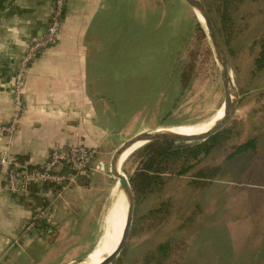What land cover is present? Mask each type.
<instances>
[{
  "label": "rangeland",
  "instance_id": "obj_1",
  "mask_svg": "<svg viewBox=\"0 0 264 264\" xmlns=\"http://www.w3.org/2000/svg\"><path fill=\"white\" fill-rule=\"evenodd\" d=\"M234 17L229 43L223 46L236 109L224 126L230 134L226 149L207 160L220 164L221 174L203 190L193 187L190 173L172 177L161 191L134 201L128 239L110 264H143L145 253L167 239L175 244L169 264L183 258L185 264H264V68L255 67L264 34V0H246ZM198 20L185 0H113L111 9L93 20L98 46L88 51L89 67L100 65L95 86L112 113L115 141L158 127L195 125L219 112L225 97L219 64L206 31H196ZM190 68L189 83L181 90L179 75ZM251 136L256 152L227 158L232 147ZM109 156L96 157L99 164L85 194L89 202L67 246L73 249L64 257H41L40 264H82L95 258L117 183ZM137 166L130 161L126 170L134 172ZM154 209L160 210L156 217Z\"/></svg>",
  "mask_w": 264,
  "mask_h": 264
},
{
  "label": "crops",
  "instance_id": "obj_2",
  "mask_svg": "<svg viewBox=\"0 0 264 264\" xmlns=\"http://www.w3.org/2000/svg\"><path fill=\"white\" fill-rule=\"evenodd\" d=\"M52 5L53 0H0V125L14 115L13 78L19 58L45 31ZM112 5L113 0H67L57 43L30 64L15 133H0V157L8 146L30 165L42 163L53 146L82 143L98 150L88 177H79L60 194L37 183H30L28 195L3 189L6 166L0 163V264H40L41 257L66 256L89 202L85 194L99 164L97 155L109 159L128 138L114 140L112 113L95 86L100 65L89 67L88 61L89 49L98 46V29L91 33V24ZM40 211L44 218L27 231Z\"/></svg>",
  "mask_w": 264,
  "mask_h": 264
},
{
  "label": "trees",
  "instance_id": "obj_3",
  "mask_svg": "<svg viewBox=\"0 0 264 264\" xmlns=\"http://www.w3.org/2000/svg\"><path fill=\"white\" fill-rule=\"evenodd\" d=\"M212 19L213 25L222 40L223 45L229 43L231 30L234 28L235 14L240 5L246 0H202ZM204 35V29L196 22V31ZM259 52L255 58V67L264 68V34L261 36ZM191 68L188 73H180L179 84L183 90L189 83ZM230 138L228 127L196 142H173L166 140H152L135 149L123 163L122 170L133 188L134 201L145 198L151 193L162 190L164 185L172 178L190 173V183L194 188L203 190L208 188L214 179L222 172L220 164L207 162L209 156L216 150H225ZM227 158L246 151L256 152L255 136L249 137L245 142L232 147ZM130 161H137L134 172L126 170ZM166 211V209H164ZM160 210H153L152 217H156ZM172 240H165L147 251L143 256V264H169L170 254L175 248ZM183 258V257H182ZM185 264L184 258L182 262Z\"/></svg>",
  "mask_w": 264,
  "mask_h": 264
},
{
  "label": "built area",
  "instance_id": "obj_4",
  "mask_svg": "<svg viewBox=\"0 0 264 264\" xmlns=\"http://www.w3.org/2000/svg\"><path fill=\"white\" fill-rule=\"evenodd\" d=\"M65 8L66 0H53L45 31L26 47L19 58L13 78L14 115L8 122L0 125V133L7 137L15 133L19 116L24 108L25 78L30 64L37 55L57 43L64 21ZM97 152V148L82 143L58 145L51 148L42 163L30 165L14 156L7 146L0 157V163L6 166L2 188L28 195L30 183H37L60 194L75 184L79 177H88L90 164ZM44 216L43 211H40L38 217L27 226V231H33Z\"/></svg>",
  "mask_w": 264,
  "mask_h": 264
},
{
  "label": "water",
  "instance_id": "obj_5",
  "mask_svg": "<svg viewBox=\"0 0 264 264\" xmlns=\"http://www.w3.org/2000/svg\"><path fill=\"white\" fill-rule=\"evenodd\" d=\"M185 2L188 3L194 13L195 11H200L202 13L204 24H200L204 27V30L208 34V37L216 54L225 95L224 102L221 106V108L223 109L222 116L212 127L200 134L190 136L176 135L158 132L156 128L152 130L141 131L137 134L130 136L129 138L123 140L122 143L114 150L110 159L109 171L113 178L118 179L119 187L125 193L127 199V217L122 229L121 237L116 247L98 264H110L117 257V255L121 252L128 239L133 221L134 194L132 186L126 174L123 172V170H119L118 163L121 155L137 142H143L144 144L152 140H166L173 142H196L205 140L216 132H218L219 130H221L231 119L236 109V100H233V96H235L236 99L238 97L235 92L233 73L229 63L228 55L224 49L223 44L221 43L219 35L213 25L212 19L205 7V4L202 0H185Z\"/></svg>",
  "mask_w": 264,
  "mask_h": 264
},
{
  "label": "bare ground",
  "instance_id": "obj_6",
  "mask_svg": "<svg viewBox=\"0 0 264 264\" xmlns=\"http://www.w3.org/2000/svg\"><path fill=\"white\" fill-rule=\"evenodd\" d=\"M197 15L200 16L202 22L200 23L203 25L204 20L202 13L200 11H195ZM219 112L212 116L211 118L201 121L195 125L191 126H180L176 128H157L158 132L163 133H170V134H176V135H195L200 134L205 131H207L210 127H212L222 116L223 109L220 108L218 110ZM143 145V142H137L134 145H132L129 149H127L120 157L118 167L120 170V166L123 165L127 157L130 155L131 152H133L135 149ZM117 183L116 186L113 188L112 191V204L107 210V214L105 217V227L101 235V242L102 247H104L100 252H97L98 250H95V258L89 263V260L84 259L82 264H98L100 263L104 257L109 255L114 248L116 247L122 233L123 226L125 224V220L127 217V199L125 196V193L123 190L119 187L118 179L116 178ZM100 248V249H101Z\"/></svg>",
  "mask_w": 264,
  "mask_h": 264
}]
</instances>
